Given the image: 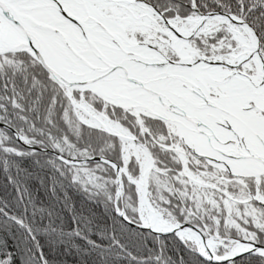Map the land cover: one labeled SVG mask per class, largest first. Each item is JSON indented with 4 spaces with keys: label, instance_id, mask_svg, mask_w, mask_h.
Here are the masks:
<instances>
[{
    "label": "snow or ice",
    "instance_id": "1",
    "mask_svg": "<svg viewBox=\"0 0 264 264\" xmlns=\"http://www.w3.org/2000/svg\"><path fill=\"white\" fill-rule=\"evenodd\" d=\"M0 264H264V0H0Z\"/></svg>",
    "mask_w": 264,
    "mask_h": 264
},
{
    "label": "trees",
    "instance_id": "2",
    "mask_svg": "<svg viewBox=\"0 0 264 264\" xmlns=\"http://www.w3.org/2000/svg\"><path fill=\"white\" fill-rule=\"evenodd\" d=\"M69 259H71V258H69Z\"/></svg>",
    "mask_w": 264,
    "mask_h": 264
}]
</instances>
